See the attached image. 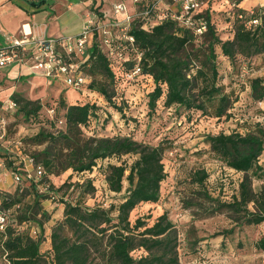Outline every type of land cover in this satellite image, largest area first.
I'll use <instances>...</instances> for the list:
<instances>
[{
  "label": "trees",
  "instance_id": "trees-1",
  "mask_svg": "<svg viewBox=\"0 0 264 264\" xmlns=\"http://www.w3.org/2000/svg\"><path fill=\"white\" fill-rule=\"evenodd\" d=\"M236 1L240 3L242 0ZM43 2L29 1L36 7ZM227 12L234 17V33L225 40L218 33L212 10L208 8L193 17L194 28L199 26L200 20L206 24L201 34L171 19L149 30L141 28L142 22L137 20L129 31L135 38L134 44L125 39L119 41L129 57L120 64L123 75L132 72L138 63L140 75L154 80L155 87L149 93L152 110L163 98L166 107L183 109L189 117L195 111L219 119L231 116L230 110L239 96L234 89L228 91L221 83L218 48L229 59L232 76L242 73V61L249 64L255 56L264 57V6H255L250 10L237 6ZM95 31L90 56L81 63V67L95 77L92 83H87V88L98 91L115 109L122 111L113 100L121 77L113 68L116 60L109 56L97 28ZM98 77L99 80L96 79ZM97 81L100 83L97 84ZM248 85L253 100L263 101L264 77L249 78ZM60 102L65 111V129L57 134L41 130L33 137L39 144L46 143L42 151L30 155L36 165L43 166L45 173L40 178L28 177L19 158L9 160L5 157L13 170L21 175L18 183H28L27 189L20 191L31 195L33 201L17 214L20 229L11 223L0 229V256H5L10 264H181L179 232L167 213L159 216L150 226L141 217L134 224L130 221L131 211L139 204L158 202L160 199L162 182L167 177L163 162L164 145H153L127 135L86 136L82 129L90 125L93 117L98 118L100 107L91 102L68 104L64 98ZM41 109L42 104L32 100L25 101L20 108L29 120L36 119ZM206 140L222 162L244 175L233 199L220 203V207L229 210L239 227L263 224L264 183L256 188L254 180H264V164L260 162L264 153V125L257 123L254 130L245 133L234 131L207 135ZM127 154L137 155V158L131 164L126 161L121 164L110 162L102 169L111 191L121 192L124 181L129 183L126 195L118 205L88 207L84 199L88 194H95L94 180L87 178L74 184L79 189L78 199L75 202L63 201V219L56 223L51 234L50 261L49 256L41 251L44 223L37 216L41 211L46 215L42 209L38 212L40 202L49 196L54 199L59 190L53 184L51 175L68 168L78 174L92 172L99 160L121 159ZM208 177L205 169H199L192 180L204 186ZM18 195V191L12 193L0 189V211L8 213L9 222L10 209L21 201ZM204 195L211 198L206 191ZM31 220H36L39 225L38 237H34L30 229L22 227L28 226ZM234 231L232 228L224 234L230 235ZM255 247L264 251V234L257 239Z\"/></svg>",
  "mask_w": 264,
  "mask_h": 264
},
{
  "label": "rangeland",
  "instance_id": "rangeland-1",
  "mask_svg": "<svg viewBox=\"0 0 264 264\" xmlns=\"http://www.w3.org/2000/svg\"><path fill=\"white\" fill-rule=\"evenodd\" d=\"M117 1L108 0L106 3L110 7ZM261 6L264 4L256 7ZM208 7L212 10L213 21L221 38L224 40L231 38L234 33L232 21L234 17L227 12L230 9L227 0H211ZM111 14L114 15L113 12ZM218 52L221 83L228 91L234 89L239 96V100L230 110L231 116H224L221 119L203 114L201 111L191 112L189 117L183 109L175 106L166 107L163 98L158 100L156 108L152 110L149 105V93L153 91L155 83L150 76L129 77L127 76L129 72L123 75L122 70L116 71L121 76L116 86V96L113 97L122 108V111H118L96 90L86 87L76 90L63 80L56 78L47 80L43 75L44 71L33 68L32 62L23 66L21 73L24 77L21 81L0 85V120H5L6 138L10 140V144H7L8 150L0 147V155L5 162L0 166V189L12 193L18 191L21 198L19 204L10 209L9 223L20 229L17 214L24 210L27 204L32 203L33 198L29 194H22L20 190L27 189L28 183L19 184L15 180L12 164L7 163L5 157L17 160L21 155H35L46 146V143L39 144L33 140L37 133L46 130L57 134L65 129L63 117L65 111L60 101L64 98L70 104L67 90L72 89L77 92L78 104L91 102L100 107L98 118L93 117L90 125L87 128L83 127L84 135H127L153 145L162 143L166 148L163 162L167 177L162 182L160 199L158 202L141 203L132 210L130 213L132 224L141 217L150 226L159 216L167 213L179 232L178 251L181 264H264V251L255 247L257 239L264 234V223L258 226L239 227L229 210L219 205L233 199L244 176L243 172L236 171L222 162L206 140L207 135H217L221 132L229 134L234 131L245 133L254 130L257 123L264 125V100H253L248 85L249 78L264 77V57L255 56L249 64L242 61V73L232 76L233 69L229 59L221 54L219 48ZM76 60L79 61L80 70L85 74L88 83H92L95 77L81 67L80 57ZM11 69L12 66L0 67V77L7 78ZM35 74H42L44 77H36ZM96 79L99 80V77ZM11 87L14 92L3 96L2 92ZM9 98L17 102V107L13 109L2 107ZM27 100L42 104L36 119H27L20 110ZM6 151L11 155H7ZM136 158L137 155L127 154L121 159L99 160L92 172L78 174L72 168H68L51 175L53 184L59 190L56 191L54 199L49 196L40 202L38 212L42 209L46 215L41 211L37 216V219L44 223L45 236L41 251L49 256L50 261L53 228L63 219L65 202H75L78 199L79 189L75 188L74 184L82 183L87 178L94 180L97 188L95 194H88L84 199L88 207L109 208L111 204L118 205L124 199L129 183L127 180L124 181L121 192L111 191L102 169L110 162L121 164L126 161L131 164ZM260 162L264 164V153L260 157ZM199 169H205L209 173L204 186L192 180L195 171ZM66 183H70L71 186ZM263 183L264 180H254L256 188ZM205 191L211 198L204 195ZM22 227L30 229L34 237L40 235L36 220H31L28 226ZM232 228L235 230L234 233L225 236V231ZM0 264L10 263L5 256H0Z\"/></svg>",
  "mask_w": 264,
  "mask_h": 264
},
{
  "label": "built area",
  "instance_id": "built-area-1",
  "mask_svg": "<svg viewBox=\"0 0 264 264\" xmlns=\"http://www.w3.org/2000/svg\"><path fill=\"white\" fill-rule=\"evenodd\" d=\"M211 0H133L131 9L125 2H120L114 5L113 10L116 15L115 19L106 22V20L96 13L92 14L87 20L86 26L81 34L72 38H48L46 36L29 35L24 32L22 37H17L11 34H4V39L9 43L7 47H0V67L12 65L15 62L25 63L29 60L32 62V67L42 70L43 75L49 78H59L69 86L76 90L83 87L87 88V79L85 74L80 70L79 61H86L90 56V47L95 38V28L101 42L106 47L109 56L116 60L113 68L120 70V64L129 60L125 50L119 44V41L125 39L132 45L135 38L129 31L133 23L140 20L141 28L149 30L154 26L163 23L166 20L178 21L181 25L194 28L195 22L193 17L195 14L203 12L210 8ZM229 8L239 6L236 0H227ZM211 10V9H210ZM122 15V18L117 17ZM257 22V20H254ZM121 29V31H119ZM196 33L201 34L206 29V24L203 20L199 21V26L194 28ZM141 74V67L137 63L132 72L127 73V76ZM2 107L13 109L17 107V102L13 99H8ZM6 122L0 120V147L8 150L7 144L10 140L6 138ZM9 153L8 151H6ZM10 154V153H9ZM19 162L24 165L28 177L36 176L40 178L45 169L42 165H36L34 158L30 155H21ZM4 160L0 155V166L4 165ZM14 178L17 182L21 180V175L13 171ZM9 223L8 213L0 211V229H5Z\"/></svg>",
  "mask_w": 264,
  "mask_h": 264
},
{
  "label": "crops",
  "instance_id": "crops-1",
  "mask_svg": "<svg viewBox=\"0 0 264 264\" xmlns=\"http://www.w3.org/2000/svg\"><path fill=\"white\" fill-rule=\"evenodd\" d=\"M29 1L32 0H0V47L9 45L3 36L6 33L17 37H22L26 32L29 35L46 36L53 39L72 38L83 32L87 20L93 13L98 16L103 14L106 22H110L116 17L113 10L115 4L125 2L131 9H134L133 0H118L110 7L106 3L108 0H44L39 7L31 5ZM263 4L264 0H242L239 6L251 9ZM117 17L122 18L123 16L118 15ZM30 62L31 60L25 63L15 62L6 66H12L7 77L9 80L7 81L6 77H0V85H10L12 82L21 81L24 77L21 69ZM35 75L44 77L42 74ZM14 76L16 77L14 78ZM46 78L47 80L52 79ZM11 79L14 80L11 81ZM13 92L14 89L11 87L3 91L2 94L4 96V94ZM67 98L71 100V103H77V92L72 89L67 90Z\"/></svg>",
  "mask_w": 264,
  "mask_h": 264
}]
</instances>
